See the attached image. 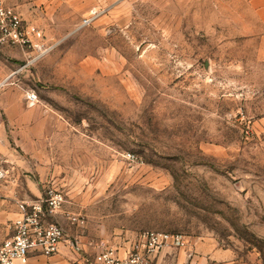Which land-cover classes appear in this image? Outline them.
Masks as SVG:
<instances>
[{
  "label": "rangeland",
  "instance_id": "1",
  "mask_svg": "<svg viewBox=\"0 0 264 264\" xmlns=\"http://www.w3.org/2000/svg\"><path fill=\"white\" fill-rule=\"evenodd\" d=\"M89 1L3 84L24 72L25 105L32 89L88 148L65 207L110 239L213 237L264 264V0Z\"/></svg>",
  "mask_w": 264,
  "mask_h": 264
},
{
  "label": "crops",
  "instance_id": "2",
  "mask_svg": "<svg viewBox=\"0 0 264 264\" xmlns=\"http://www.w3.org/2000/svg\"><path fill=\"white\" fill-rule=\"evenodd\" d=\"M12 5L30 31L32 42L50 48L87 14L90 1L17 0ZM27 53L17 46L0 44V84ZM15 77L16 85H0V166L6 170V177L0 180V240L13 234L11 223L19 214L17 202L40 197L46 183L53 182L69 202L73 195L74 160H79L76 166H81V159H89L88 148H84L82 138L74 137L67 121L41 103L25 105L22 88L26 84V74L21 72ZM81 176L79 172L78 178ZM63 207L73 212L65 207V203ZM82 215L86 219L83 228L69 223L61 215L55 216L53 219L63 226L65 234L57 252L47 256L30 249L26 264H97L94 257L99 251L96 246L99 241L112 245L120 256H124L136 235L134 232L120 231L118 236L110 239L104 230L87 231L88 221ZM151 264L244 263L232 249L213 237H183L178 248L162 249Z\"/></svg>",
  "mask_w": 264,
  "mask_h": 264
},
{
  "label": "built area",
  "instance_id": "3",
  "mask_svg": "<svg viewBox=\"0 0 264 264\" xmlns=\"http://www.w3.org/2000/svg\"><path fill=\"white\" fill-rule=\"evenodd\" d=\"M96 10L90 16L83 18L80 26L88 25L97 15ZM0 44L18 46L36 55H29L26 64H30L41 57L49 47H43L32 42L30 31L22 24L18 14L0 1ZM14 74H9L0 85ZM23 97L27 105L37 102L36 93L24 90ZM130 161H136L133 155L126 154ZM6 177V170L0 166V180ZM65 194L53 182H48L42 189L40 197L17 202L18 217L11 223L13 234L0 240V264H26L27 253L36 249L44 255L55 254L64 240V228L53 218L63 216L69 223L83 228L86 219L82 214L73 213L64 209ZM183 237L178 233L146 230L136 235L130 242L124 256H120L116 248L106 242L99 241V249L94 257L97 264H151L164 248H178Z\"/></svg>",
  "mask_w": 264,
  "mask_h": 264
}]
</instances>
